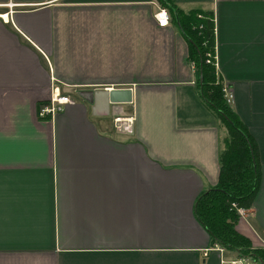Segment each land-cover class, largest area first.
I'll use <instances>...</instances> for the list:
<instances>
[{"label":"crops","instance_id":"crops-1","mask_svg":"<svg viewBox=\"0 0 264 264\" xmlns=\"http://www.w3.org/2000/svg\"><path fill=\"white\" fill-rule=\"evenodd\" d=\"M168 4L214 14L217 71L261 175L236 229L264 247V0H0V264L240 257L195 215L219 180L227 130L200 95ZM98 88H131L132 101L95 115L78 92ZM55 91L74 103L40 116ZM117 115L133 118L132 131L115 128Z\"/></svg>","mask_w":264,"mask_h":264},{"label":"trees","instance_id":"trees-1","mask_svg":"<svg viewBox=\"0 0 264 264\" xmlns=\"http://www.w3.org/2000/svg\"><path fill=\"white\" fill-rule=\"evenodd\" d=\"M169 6L188 39L189 58L198 72L200 95L227 130L221 140L219 180L199 195L195 215L207 228L213 243L218 242L238 252L240 257H251L264 264V247L254 246L248 236L236 229L240 214L234 203L243 208L251 207L261 175L255 139L228 102L223 90L225 82L217 71L214 14L196 9L176 12Z\"/></svg>","mask_w":264,"mask_h":264},{"label":"built area","instance_id":"built-area-1","mask_svg":"<svg viewBox=\"0 0 264 264\" xmlns=\"http://www.w3.org/2000/svg\"><path fill=\"white\" fill-rule=\"evenodd\" d=\"M156 16L158 18V24L160 26H167L169 23V16L168 11L165 8L160 9L159 12L156 13ZM217 65V63H216ZM223 90L225 92V96L229 101L233 99V93L231 88L228 84H225L223 87ZM74 103V99L69 95H64L59 93L58 91H55V93L49 98L47 102H44L40 104L39 106V115L42 117H54L58 112L62 111L64 109L65 104H72ZM115 128L119 131H132L133 128V118L125 117L122 115H117L114 120ZM234 206H236L238 213L240 216H244L246 213V209L243 207H239L234 203ZM254 260L251 257H237L228 261H225V263L228 264H254Z\"/></svg>","mask_w":264,"mask_h":264},{"label":"water","instance_id":"water-1","mask_svg":"<svg viewBox=\"0 0 264 264\" xmlns=\"http://www.w3.org/2000/svg\"><path fill=\"white\" fill-rule=\"evenodd\" d=\"M79 96L92 105L95 115H109L113 104L132 101L131 88H105L79 90Z\"/></svg>","mask_w":264,"mask_h":264},{"label":"rangeland","instance_id":"rangeland-1","mask_svg":"<svg viewBox=\"0 0 264 264\" xmlns=\"http://www.w3.org/2000/svg\"><path fill=\"white\" fill-rule=\"evenodd\" d=\"M249 238L251 239V242H252V244L254 245V243H255L254 240H253L251 237H249ZM254 246H255V245H254ZM259 247H262V246H259ZM254 264H261V263H260V262H258V263L255 262Z\"/></svg>","mask_w":264,"mask_h":264}]
</instances>
